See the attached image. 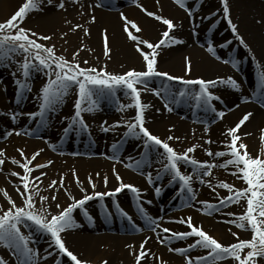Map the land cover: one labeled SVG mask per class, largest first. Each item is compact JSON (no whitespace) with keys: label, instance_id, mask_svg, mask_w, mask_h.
<instances>
[{"label":"bare ground","instance_id":"1","mask_svg":"<svg viewBox=\"0 0 264 264\" xmlns=\"http://www.w3.org/2000/svg\"><path fill=\"white\" fill-rule=\"evenodd\" d=\"M23 3L24 0H0V17H5L7 12V16L14 14ZM227 5L230 9V19L237 25V32L243 38L246 46L241 45L235 39L227 21L223 19V5L220 0H199V4L192 7V12L195 15L191 17L175 0H137V3H133L132 0H82L81 10L74 13L66 12L65 14L55 12L52 9L53 4L48 5L47 0H45L41 5L42 10L37 11L36 16L26 27L38 34L50 36L52 40H56V36L61 33L62 37L58 41L62 47L60 53L64 57L67 59L72 57V54L77 52L75 49L87 52L84 58L87 64L84 63L85 66L82 67L104 68L109 73L120 74L129 69L142 71L145 68L142 56L136 51V42L131 41L124 31V21L121 19V14L128 20L134 21L139 27L140 31L137 33L129 25V30L133 34L138 35L141 39H147L151 43L160 40L162 32L166 30V25L155 20L154 17L148 16L145 11H142V8L172 20L175 28L170 32V35L182 40L183 43L171 44L158 49L157 70L187 80H195L196 78L215 80L217 77L227 80L228 77H232L238 82L239 90H233L226 83H217L210 89L211 92L220 97V100L212 102L214 107L225 112L222 119H216L213 122V113L203 107L195 111L190 107L180 106V102H185L186 97L179 102H172L170 97L166 100L163 95H154L152 89H160L165 78L153 77L150 79L147 89L141 91V102L149 105L148 108L144 109L145 127L162 140H166L168 136L178 137L179 139L168 141L178 153L183 152L191 145H197L195 151L189 155L198 161H208L219 165L228 157L214 159L205 154V149H210L213 153L218 150H226L224 147L228 139L226 129L234 126L245 112H251L252 115L238 130V135L247 146L246 150L251 156L256 157L264 153V139H262L264 136V107H261L258 102V105L254 103L259 89L260 73L264 71V0H227ZM211 16H214L215 19L207 23ZM77 25L79 27H75ZM211 26L213 27L210 28ZM85 29L88 30V34H85ZM105 32L110 48L108 56L104 54L103 35ZM210 44L214 45L212 53L207 50V45ZM82 53L79 52L78 55ZM232 56L233 63L236 66H242L240 80L225 62L230 60ZM185 58L190 60V71L187 72ZM79 60L82 59L79 58ZM31 75L36 76L34 72ZM1 81L0 126L1 123L7 121L3 112L4 95L12 93L15 95L14 85L9 78L5 77ZM43 83V81H32V89H36L34 92H37ZM167 83L173 91H179L181 88H196L198 90V86H185L181 81H168ZM137 87L143 89V85L138 84ZM242 97H248V102H242ZM12 98L10 96V100H8L10 104L14 101ZM253 100L255 101L253 102ZM165 102L169 104L171 111L165 108ZM38 103L39 100L35 93L33 96L29 95L23 105L24 111L22 113H29L31 110L34 112L37 110ZM130 103L131 100L125 97V104ZM129 108L133 109L119 110V106L114 105V99L109 97L101 99L95 111L85 113V118H89V134L78 133L76 141L81 148L86 150L85 153L78 154L77 151V154L69 153L68 149L64 147H61L63 152H58L57 145H71L75 142L73 133L62 132L66 126L65 119L68 118L65 116L68 114V108L66 112L63 111L64 118L61 120L64 119V126L60 129L58 139L46 146L34 143L32 140L30 142L27 138L16 135L14 132L12 134L14 138L12 139L13 142H10L9 150L18 146L24 150L28 158H31L32 153L41 150L33 164L52 161L47 167L36 169L30 174L31 178L40 176L41 172L46 173L40 177V183L32 181L39 189V193L34 196L37 207L41 204L40 195L49 197V200L44 202V207L49 208L50 206L49 211L55 213L58 211L56 204H60L63 208L73 202L69 198V194L75 199H80L85 194L110 191L118 186L113 169L122 178L123 183L135 185L139 190V200L136 194L128 189H123L113 196L93 197L85 202L82 209H74L72 215L79 227L62 233L66 247L79 259L89 261L90 264H102V262H106V264H134L133 253L140 251L139 246L147 237L149 239L145 248L149 251L147 258L142 259L141 264H160L156 257L162 258L167 264H185L182 255L169 252V245L159 243V237L167 234L161 233L160 228L153 232L146 225L143 217L137 211L138 207L141 206L153 218H157L156 223L161 227L180 231L187 228L186 225L174 221L191 216L194 225L201 226L204 231L225 245L236 241L237 237L232 236V232H236L240 239H250L249 233L245 230H240L235 225L226 222L232 219L226 215L227 213L239 214L242 211L240 204H231L216 213L207 215L200 211L201 205L196 202L182 208L185 205L178 197L171 202L163 203L164 193L177 183L169 184L168 182L159 195L154 193V187L148 181L149 174L152 175L155 184L161 185L160 181L168 180L166 176L160 181L155 179L157 170L162 166L160 162H157L159 152H150L141 157L146 162L150 157V161H152L150 166L144 167L142 170L125 166L130 164L128 157L137 159V154L132 149L140 147L138 148L140 150L141 140L124 137L126 128L123 124L115 128L111 126L116 121H131L134 118L135 109L134 107ZM21 119L24 128L26 127L25 124L32 120L26 115H21L17 121L21 122ZM207 123L210 126L208 132H200L198 127ZM100 124H107L109 130L99 131L98 125ZM37 129H40L38 123L37 128L28 130V132L31 133ZM205 140H211L212 143L205 144ZM117 141H122L123 149L121 148V151L116 153L118 159H113L111 158L113 155L111 146ZM3 143L2 147H6L5 140ZM89 145L91 147H87ZM127 145L131 148L133 146V148H127ZM15 168L0 165V190H6L19 206L22 203V198L16 189L18 186H22L17 177L10 175L11 171H19V168ZM180 168L185 174L191 171V168L183 163H181ZM232 171V166H228V168L213 167L210 176L203 178L210 182L211 186L209 183L193 180L192 186L196 200L216 203L219 197L227 196L228 190L217 187L220 182H227L236 189L246 187L237 176L231 174ZM73 172L78 177L79 184L74 178ZM61 175L64 177L63 188H48L52 180L59 183ZM105 176L108 178L107 184L104 181ZM89 177L95 184V188L89 183ZM81 188L84 189L83 192ZM53 194L57 197L55 201L50 199ZM2 203L8 205L3 191H0V204ZM174 205L176 207H173ZM177 207L180 208L177 210ZM172 208L175 210H170ZM121 210L126 215H122ZM132 210L137 211L138 218L131 217ZM84 212H87L92 219L89 220ZM128 219L130 220L129 223ZM24 225L28 226L31 230L30 235L33 237L30 247L38 250L39 256L42 257L38 260V264H61L65 262L70 264L66 257L58 256L50 246V241L46 236L37 232L34 227L30 228L29 224ZM136 228L139 230L137 231ZM21 231L23 232L22 226ZM191 242L192 238L181 240V242L174 240L170 246L184 247ZM201 251L197 248L190 255H203L204 250ZM0 258L5 264H20V259L16 254L14 257L0 256ZM216 264H235V262L231 259H225L216 262ZM257 264H264V258H258Z\"/></svg>","mask_w":264,"mask_h":264},{"label":"snow or ice","instance_id":"2","mask_svg":"<svg viewBox=\"0 0 264 264\" xmlns=\"http://www.w3.org/2000/svg\"><path fill=\"white\" fill-rule=\"evenodd\" d=\"M44 2L45 0H24V3L10 18L0 22V65L8 68L15 64L12 75L14 76L13 82L16 85L15 95L18 98L17 103L23 101L26 94L31 91L30 80L32 72H43L46 76L45 82L37 92V99L39 100L37 110L29 113L12 111L9 116L10 120L15 123L21 115H26L29 119L35 118V122L44 126L47 124L49 118L56 113L66 97L75 89L76 99L73 103V114L69 118V122L62 129V132L66 134H89L88 126L82 114L95 111L103 98L111 97L119 104L117 90L122 91L123 95L131 100V103L119 104V110L134 107V118L131 121H116L111 127H120L123 124L126 128L124 137L140 139L141 157L150 152H159L157 162H160L162 166L157 170L155 179L160 181L166 176L168 177L169 184L178 183L176 196L181 200L182 204L191 205L192 202H196L201 205L200 211L207 215L218 212L222 207H227L231 204H240L242 211L239 214L227 213L226 215L232 217V219L226 222L235 225L239 229L250 230L251 232L250 239H240L236 232H232V236L237 237L236 241L225 245L204 231L201 226L194 225L191 216L174 221L186 225L188 229L187 231H176L167 227H161L156 223L157 218H153L144 207H138V213L143 217L146 225L153 232L157 228H160L161 233L167 234L159 237V243L169 245V252L182 255L185 264H216V262L225 259H231L235 264H257V258H264V153L256 157L251 156L246 150L247 146L241 141L238 135V130L249 120L252 113L245 112L234 126L226 129V136L228 138L224 145L226 150H218L213 153L210 149H205V154L214 159L228 157V159L223 160L219 165H215L208 161H198L189 155L195 151L197 145H191L184 149L183 152L178 153L168 143V141L173 139H179L178 137L168 136L166 140H162L157 135L152 134L145 127L144 120V109L148 108L149 105L141 102V91L147 89L150 79L153 77H163L165 78L162 82L163 86L160 89H152L154 95H163L166 100L168 97H171L172 102H179L185 97L190 98L194 101V106L203 107L213 113V122H215L216 119H222L225 112L214 107L212 102L220 100V97L216 96L210 89L217 83H226L233 90L238 91V82L232 77H228L227 80L222 77H217L215 80H204L202 78L187 80L158 71L156 67L158 49L171 44L183 43V41L170 35V32L175 28L172 20L163 18L143 8L142 11H145L148 16L154 17L155 20L166 25V30L162 32L160 40L156 43H151L147 39H141L138 35L133 34L129 30V25L137 33L140 31L139 27L134 21L128 20L127 17L121 14V19L124 21V31L131 41L136 42V51L142 56L145 64L144 70L137 71L135 69H129L126 72L115 74L107 72L104 68L82 67L77 59L79 50L72 54V60L69 61L64 56L57 55L54 46H46L44 43L39 42L50 40V36L38 34L22 26L26 15L31 11L42 10L41 5ZM132 2L137 3V0H132ZM175 2L181 8L185 9L190 17L195 15L192 12V7L195 6L196 0H175ZM220 3L223 5V19L227 21L235 39L241 45L246 46L243 38L237 32V25L230 19V9L227 5V0H220ZM47 4L52 5L53 0H47ZM137 6L140 5L137 4ZM56 7L63 8V0H58ZM75 27H79V25ZM84 31L85 34H88L87 29ZM103 40L104 54L108 56L110 48L108 46L106 32L103 35ZM207 50L212 53L214 51V45H207ZM17 56L22 57V61L16 60ZM185 59L187 72L190 71V60L188 58ZM225 62L228 63V61ZM84 63L87 64V61ZM233 67H236L235 63H233ZM168 81H181L185 86H198V90L195 88H181L179 91H173L170 89L167 83ZM138 84L143 85V89L138 88ZM248 99V97H242V102H248ZM256 102L261 107H264V71L260 73ZM165 108L171 111L168 103H165ZM101 130L108 131L109 128L101 125ZM205 131L207 132V128ZM13 132L16 135L23 134L13 128L4 132L3 136L6 138L12 135ZM262 139H264V136H262ZM121 143L122 141L113 143L111 146L113 153L111 158L118 159L116 153L121 151ZM204 143L211 144L212 141L205 140ZM40 151L37 150L32 153L31 158H28L25 156L24 150L18 148L17 152L23 162L15 158H10L13 165L22 169V174L16 171L10 172L11 176L18 178L22 186H18L16 189L22 198V203L18 206L6 190H0L3 191L9 205L7 208H0V246L13 250L14 254L20 259V264H38V260L42 259V257L39 256L38 250L30 247L33 237L21 231L22 225L29 224L30 228L34 227L37 232L46 236L50 241V246L56 251L58 256L66 257L70 264H90L89 261L79 259L76 254L69 250L62 238V233L79 227L72 215L73 210L76 208L82 209L85 202L93 197L102 198L105 196H113L123 189H128L130 192L136 194L139 200V190L135 185L123 183L122 178L113 169L116 180L118 181L117 187L108 192L85 194L80 199H75L69 194V198L73 202L63 208H61L60 204H56L58 211L52 213L49 211L50 206L49 208L44 207V202L49 200L48 196L40 195L39 199L41 204L39 207H37L36 200L34 199V196L39 193V189L32 181L40 183V177L46 175V173L41 172L40 176L31 178L30 174L34 170L47 167L52 163L49 160L46 163L33 164V161L40 154ZM5 159V150L0 149V165L4 164ZM127 159L130 161V164L125 165L126 167H134L137 170H142L144 167L150 166V163L146 162L143 158L134 159L133 157H128ZM181 163L190 167L191 171L186 174L182 173L180 168ZM215 166L221 168L232 166L233 171L231 174L237 176L246 187L236 189L227 182H220L217 187L228 190L227 196L219 197L216 203L197 201L192 186L193 180H198L201 183H209V186H211L210 182L205 181L203 178L210 176L211 170ZM73 176L79 184L80 182L75 172H73ZM104 181L107 184L108 178L106 176L104 177ZM148 181L153 185L154 193L159 195L162 190V185L155 184L151 174L148 175ZM63 182L64 177L61 175L59 183L56 180H52L48 188H63ZM89 183L95 188L91 177H89ZM81 191L83 192L84 189L81 188ZM50 199L55 201L57 197L53 194ZM241 201L245 203H241ZM148 203H151V201H148ZM84 214L88 216L87 212H84ZM121 214L126 215L122 210ZM88 219L91 220L92 217L88 216ZM136 230L138 231L139 228H136ZM189 238H192V242L187 243L184 247L170 246L174 240H187ZM148 239L146 237L141 242L138 253H133L134 264H141L142 259L147 258L149 250L145 248V244ZM197 248L204 250V254L197 256L190 255V252ZM156 259L160 261V264H167L160 257H156ZM0 264H5L2 258H0ZM102 264H106V262H102Z\"/></svg>","mask_w":264,"mask_h":264},{"label":"rangeland","instance_id":"3","mask_svg":"<svg viewBox=\"0 0 264 264\" xmlns=\"http://www.w3.org/2000/svg\"><path fill=\"white\" fill-rule=\"evenodd\" d=\"M57 3H58V0H53V8L52 9L55 12H57L58 14H65L66 12L74 13V12L79 11V10L82 9V0H63V3H64V7L63 8L56 7V4ZM198 4H199V0H196L194 7H196ZM36 13H37V11H31L30 13H28L26 15V18L22 22V26L24 28L28 29V27H26V26L31 23V20L36 16ZM7 15H8V12L5 14V17L4 16H1L0 17V22L6 21L13 14L12 15H9V16H7ZM214 19H215L214 16L213 17L212 16L209 17V19L207 20V23L210 22V21H213ZM61 37H62V35L60 33V34H58L56 36V40L58 41V39H60ZM56 40H52V38H51L48 41H39V42L40 43H44L46 46H54V50H55L56 54L57 55H62V53H60V51H62L61 43H59V41L57 42ZM78 50H79V52H83V53L82 54H79L78 57H77V59H78L79 63L81 64V66H85L84 65V62H85L86 59H84V58H85V54L87 52L84 51V50H81V49H78ZM75 51H77V49H75ZM82 55H84V56H82ZM65 58L67 59V57H65ZM79 58L82 59V60H79ZM228 58H229V55H228ZM22 59L23 58L20 57V56H17L16 57V60L22 61ZM68 60L71 61L72 60V57H69ZM233 60H234L233 59V56L230 57V60L229 59L227 60L228 61L227 65L230 68V70L236 75V77L240 80L242 66L241 67H239V66L233 67V64H232L233 63ZM14 68H15V64H13L12 67H8V68L0 65V77L3 78V79L5 77L6 78L8 77L9 80H10V82L13 83V85H14V87H13L14 89L13 90L15 91L16 85L13 82L14 81V76L12 75V72H13ZM34 73H35L36 76H32L31 75V80H30L31 91L26 94V96L23 99V101H21L20 103H17L18 98L16 97V95H13V93L12 94L9 93L10 95H7V94L4 95V98H5V106H3L4 107L3 112L5 114L4 116H5V119H7V121L4 120L5 122L1 123V126H0V149H4L5 150V157H6V159H5V162H4L3 165H6V166H12V167L19 168L18 166L13 165L11 163L10 158H15L17 160H21V162H23V160L20 157L19 153L17 152V149L19 148L18 146L14 147L13 150H9V148H10L9 146L11 145L10 142H13L12 139L14 137L12 135H10V136H8V137L5 138L3 136V133L4 132L9 131V130L15 128L17 131H20L21 133H23L21 135L23 137L27 138L30 142L32 140V142H34V143L43 144V145L46 146L48 143H51V142L56 141L58 139V136H59V133H60V129L64 126V123H63L64 122V119L61 120V118H64L63 111L66 112V109L68 108V112H67L68 114L65 115V116H68L67 120L65 119V121H66L65 125L69 122V118L73 114V103H74V101L76 99L75 89H73L72 92L66 97V99L64 100V102L57 109L56 113L49 118L47 124L44 125V126H41L40 125V129H37L34 132L29 133L28 130L31 131L34 128H37V122H35V118L32 119L31 121H29L28 123H26L25 124L26 125L25 128L23 126L22 119H21V122L16 120L15 123H13L10 120L9 116H10V113L12 112L13 108H14V111L15 112L22 113L24 111V109H23L24 106L23 105H24L27 97H29V95L33 96V93H35V95H37L38 90H37V92H34L36 89L35 90L32 89L31 82L34 81V80L36 82H40V81L45 82L46 76H45V74L43 72H40V73L39 72H34ZM1 78H0V81L3 80ZM117 93L119 94L117 96L118 99H119V104H125V96L123 95V92L120 91V90H117ZM10 96L13 97L12 99L14 100V101H12V104H10V101H8V100H10ZM103 99H105V98H103ZM254 101L255 100H253V102ZM254 103L256 105H258L257 102H254ZM119 104H117V102L114 100V105L119 106ZM180 106L190 107V108H192L195 111H197L198 108H202V107H196V106H194V101H192V99L187 98V97L185 99V102H183V101L180 102ZM128 109H130V108L128 107L126 110H128ZM132 109H130V110H132ZM32 111L33 110H31L30 112H32ZM34 111H36V110H34ZM85 113H83L82 116H83V119H84V121L86 122V124L88 126L89 118L88 117H87V119L85 118V116H84ZM213 119H214V114H212V121H213ZM95 121L97 122V119ZM101 125L102 124L98 125L99 131L101 130ZM103 126L104 127H108L107 124H105ZM206 128H207V132H208V129L210 128L209 123H207V124H201V126L198 127V129H199L200 132H206L205 131ZM102 132H104V131H102ZM73 135H74L73 136V139L75 138V142H73L74 144H71V145L70 144H67V145H57L58 146V150H59L58 152H63V150L61 149V147H64V148H67L68 149L69 153H73V154H75V153L77 154V152H78V154L85 153L84 151H86V150L83 149V148H81V146H79L77 144V142H76L77 141V138H78V133H73ZM4 140H5L6 143L8 142V145H6V143H5V146L6 147H2V144L4 145V143H3ZM87 147H91V146L89 145ZM126 147L127 148H131V147H129V145H127ZM126 147H124V148H126ZM15 148H17V149H15ZM120 148L123 149V146L120 145ZM132 148H133V146H132ZM136 148L135 149L133 148L132 150H134L133 152H135L137 154V159H141V156H140L141 149L140 150L138 149L140 147H136ZM19 149H21V148H19ZM138 150H139V152H138ZM147 162L150 163V164L152 163V161H150V160H147ZM21 172H22V169L19 168L18 173H21ZM160 182H161V185H163L162 186V189H164V187L168 183V180L165 181V182H163V181H160ZM177 188H178V183L174 187H172L171 189H169L168 191H166L164 193V197L162 199V202L163 203H165V202H171L176 197V189ZM7 206H6V203L0 204V208H7ZM173 207H176V206L174 205ZM185 207H187V206L185 205L182 208H185ZM179 208L180 207H177L176 209L178 210ZM222 209H223V207L220 208V210H222ZM170 210H175V208H172ZM131 217L132 218H138V213H137L136 210H132L131 211ZM126 221H127V219H126ZM129 221L130 220L128 219V223H129ZM22 227H23L24 234H26V235L31 234V230L28 228V226L22 225ZM185 229H187V228H185ZM185 229H182L180 231H184ZM245 232L249 233V235L251 237L250 230H245ZM177 242H181V240H177ZM245 251H247V250H245ZM194 252H195V249L192 250L190 252V254H192ZM201 252H198V253H201ZM0 256L1 257H14V252H13V250H11L9 248H6L4 246H0ZM53 257L55 258V256H53ZM61 264H69V263H66L65 262V263H61Z\"/></svg>","mask_w":264,"mask_h":264}]
</instances>
